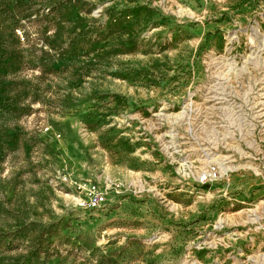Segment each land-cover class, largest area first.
Here are the masks:
<instances>
[{
  "label": "rangeland",
  "instance_id": "374dc122",
  "mask_svg": "<svg viewBox=\"0 0 264 264\" xmlns=\"http://www.w3.org/2000/svg\"><path fill=\"white\" fill-rule=\"evenodd\" d=\"M0 264H264V0H0Z\"/></svg>",
  "mask_w": 264,
  "mask_h": 264
},
{
  "label": "built area",
  "instance_id": "2783aa9c",
  "mask_svg": "<svg viewBox=\"0 0 264 264\" xmlns=\"http://www.w3.org/2000/svg\"><path fill=\"white\" fill-rule=\"evenodd\" d=\"M95 198V201L93 202V204H96L97 202H100L101 200H103V197L101 195H97Z\"/></svg>",
  "mask_w": 264,
  "mask_h": 264
}]
</instances>
